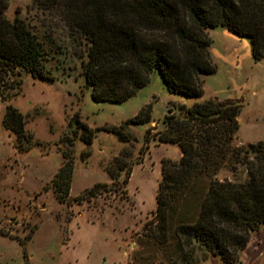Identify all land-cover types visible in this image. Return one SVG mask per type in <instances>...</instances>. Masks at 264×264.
Returning <instances> with one entry per match:
<instances>
[{
	"label": "trees",
	"instance_id": "obj_1",
	"mask_svg": "<svg viewBox=\"0 0 264 264\" xmlns=\"http://www.w3.org/2000/svg\"><path fill=\"white\" fill-rule=\"evenodd\" d=\"M7 6L0 0V97L7 99L20 93L24 71L45 77L49 60L67 55V40L93 99L113 103L137 94L155 71L170 92L203 96L205 76L216 71L209 28L250 37L253 57H264V0H31L26 15L14 19L5 14ZM150 110L145 106L126 124L148 120ZM239 111L237 103L214 96L168 108L159 140L178 144L182 152L179 161L163 160L157 193L159 234L163 241L170 230L176 237L178 256L168 264H202L211 255L242 263L252 235L264 230V141L236 144ZM3 124L27 147L31 135L17 108L7 106ZM108 130L128 141L121 126ZM67 153L45 189L54 186L59 201L70 204L74 160ZM124 156L112 165L125 169L126 183L131 166L127 151ZM107 169L117 180L119 173ZM110 187L96 183L74 200Z\"/></svg>",
	"mask_w": 264,
	"mask_h": 264
},
{
	"label": "rangeland",
	"instance_id": "obj_2",
	"mask_svg": "<svg viewBox=\"0 0 264 264\" xmlns=\"http://www.w3.org/2000/svg\"><path fill=\"white\" fill-rule=\"evenodd\" d=\"M7 1L5 14L14 19L26 15L31 0ZM208 31L216 71L205 76L201 97L170 92L155 71L130 99L96 101L68 40L67 55L51 58L45 77L24 71L20 93L12 99L0 97V230L17 235L0 234V264H168L178 256L173 232L166 241L160 236L155 211L163 160L181 158L178 144L159 140L168 108L192 106L210 96L237 103L236 144L249 147L264 141V57H253L248 36L223 26ZM9 105L24 115L25 133L31 135L25 148L3 124ZM147 105L148 120L126 124ZM113 126H121L128 141L108 130ZM126 151L131 173L125 183V169L119 171L120 164L112 163ZM65 152L74 160L70 204L59 201L54 186L45 189ZM109 165L114 175L119 173L117 180ZM99 182L110 184V189L74 200ZM262 250L264 234L245 252L246 263L264 264Z\"/></svg>",
	"mask_w": 264,
	"mask_h": 264
},
{
	"label": "crops",
	"instance_id": "obj_3",
	"mask_svg": "<svg viewBox=\"0 0 264 264\" xmlns=\"http://www.w3.org/2000/svg\"><path fill=\"white\" fill-rule=\"evenodd\" d=\"M181 155H182V152H181ZM7 234L8 236H13V237H17V235H12V232H7V231H1L0 230V234ZM262 234H264V230H261V231H259V232H257V233H254L253 235H252V237H251V240L249 241V243H248V245H247V247H246V249L244 250V252H243V255H242V263H239V264H248V263H246V259H245V257H244V254H245V252H247L248 251V249L251 247V245L253 244V241L255 240V238L257 237V238H260L261 237V235ZM259 242H258V246H259ZM259 254H264V251L262 250V251H260V253ZM209 263L208 264H224L223 263V261H221L217 256H214V255H211L210 256V258H209Z\"/></svg>",
	"mask_w": 264,
	"mask_h": 264
}]
</instances>
